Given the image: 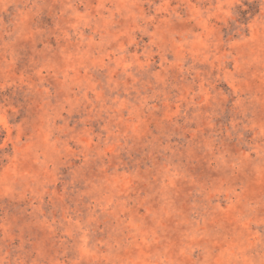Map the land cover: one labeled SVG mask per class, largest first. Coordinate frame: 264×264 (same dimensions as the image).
<instances>
[{
  "label": "rangeland",
  "instance_id": "obj_1",
  "mask_svg": "<svg viewBox=\"0 0 264 264\" xmlns=\"http://www.w3.org/2000/svg\"><path fill=\"white\" fill-rule=\"evenodd\" d=\"M0 264H264V0H0Z\"/></svg>",
  "mask_w": 264,
  "mask_h": 264
}]
</instances>
